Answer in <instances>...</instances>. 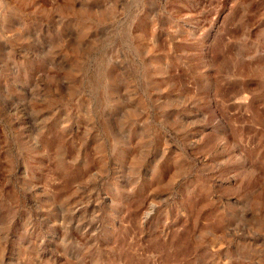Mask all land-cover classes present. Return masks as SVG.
Segmentation results:
<instances>
[{"label":"rangeland","instance_id":"1","mask_svg":"<svg viewBox=\"0 0 264 264\" xmlns=\"http://www.w3.org/2000/svg\"><path fill=\"white\" fill-rule=\"evenodd\" d=\"M0 264H264V0H0Z\"/></svg>","mask_w":264,"mask_h":264}]
</instances>
